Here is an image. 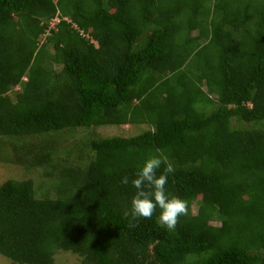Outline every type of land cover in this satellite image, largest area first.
<instances>
[{"label":"trees","instance_id":"16d2710c","mask_svg":"<svg viewBox=\"0 0 264 264\" xmlns=\"http://www.w3.org/2000/svg\"><path fill=\"white\" fill-rule=\"evenodd\" d=\"M122 124L147 127L86 130ZM67 135L84 164L56 154ZM0 146L57 169L43 196L0 183L12 263L264 264V0H0ZM160 153L188 215L130 227L131 180Z\"/></svg>","mask_w":264,"mask_h":264},{"label":"clouds","instance_id":"9594fccd","mask_svg":"<svg viewBox=\"0 0 264 264\" xmlns=\"http://www.w3.org/2000/svg\"><path fill=\"white\" fill-rule=\"evenodd\" d=\"M165 165L161 174L157 170ZM175 171L168 158L160 153L151 155L138 168L131 185L136 189L131 200V208L124 216L129 218V226H138L139 220L151 219L157 208L160 209L158 222L169 231H174L181 216L188 215V202L166 192L168 174ZM121 183L129 184V178L123 177Z\"/></svg>","mask_w":264,"mask_h":264},{"label":"rangeland","instance_id":"374dc122","mask_svg":"<svg viewBox=\"0 0 264 264\" xmlns=\"http://www.w3.org/2000/svg\"><path fill=\"white\" fill-rule=\"evenodd\" d=\"M43 39V35L39 37ZM17 87L12 88L8 94L12 96L13 92ZM147 126L145 124L137 125H105L98 126L96 128H87L86 130L90 133L94 132L100 136H111V135H121L129 136L145 129ZM81 132V131H80ZM84 132V131H83ZM82 132V133H83ZM61 136V135H59ZM62 137V136H61ZM59 137V138H61ZM73 136L67 135L66 138H61V143L56 146V154L61 155L66 159L67 162L72 164H84L85 157H79L78 154L74 153L72 140ZM76 152V151H75ZM51 170V171H50ZM51 172L50 175H45L47 172ZM57 169L56 168H45L40 166L26 167L24 165L16 164L13 162L11 157V152L4 146H0V183L7 178L16 179H30L33 185V190L36 196H43L44 194H51L50 181H55ZM192 211L194 208L192 207ZM0 264H17L12 263L9 258L0 254ZM53 264H82L76 254L69 251L58 250L56 254L53 255Z\"/></svg>","mask_w":264,"mask_h":264}]
</instances>
